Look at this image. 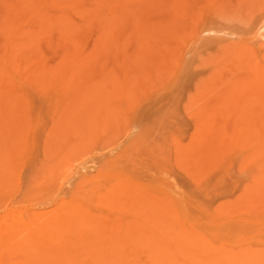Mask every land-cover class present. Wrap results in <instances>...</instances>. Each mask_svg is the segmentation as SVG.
<instances>
[{"label":"rangeland","instance_id":"1","mask_svg":"<svg viewBox=\"0 0 264 264\" xmlns=\"http://www.w3.org/2000/svg\"><path fill=\"white\" fill-rule=\"evenodd\" d=\"M0 264H264V0H0Z\"/></svg>","mask_w":264,"mask_h":264}]
</instances>
